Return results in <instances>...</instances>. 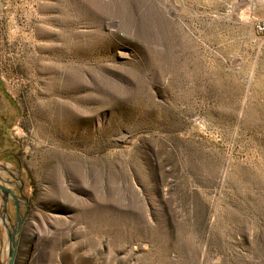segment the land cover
<instances>
[{"label":"rangeland","instance_id":"rangeland-1","mask_svg":"<svg viewBox=\"0 0 264 264\" xmlns=\"http://www.w3.org/2000/svg\"><path fill=\"white\" fill-rule=\"evenodd\" d=\"M263 21L256 0H0L13 264H264Z\"/></svg>","mask_w":264,"mask_h":264},{"label":"water","instance_id":"water-1","mask_svg":"<svg viewBox=\"0 0 264 264\" xmlns=\"http://www.w3.org/2000/svg\"><path fill=\"white\" fill-rule=\"evenodd\" d=\"M0 195H1V200H2V210L5 213L6 211V205L8 202V199L11 198L12 200L17 202L19 201L18 198L6 187L2 186L0 184ZM24 200V205L26 207V201ZM8 222H10V219H7ZM4 221V220H2ZM16 221V226L13 227V230L10 234H8V261L7 264H13L14 263V257H15V251H16V246H17V235L19 234L21 224H22V218L16 213L15 217Z\"/></svg>","mask_w":264,"mask_h":264},{"label":"built area","instance_id":"built-area-1","mask_svg":"<svg viewBox=\"0 0 264 264\" xmlns=\"http://www.w3.org/2000/svg\"><path fill=\"white\" fill-rule=\"evenodd\" d=\"M258 30L262 36H264V21L258 24Z\"/></svg>","mask_w":264,"mask_h":264},{"label":"bare ground","instance_id":"bare-ground-1","mask_svg":"<svg viewBox=\"0 0 264 264\" xmlns=\"http://www.w3.org/2000/svg\"><path fill=\"white\" fill-rule=\"evenodd\" d=\"M256 6H259L264 10V0H256Z\"/></svg>","mask_w":264,"mask_h":264},{"label":"flooded vegetation","instance_id":"flooded-vegetation-1","mask_svg":"<svg viewBox=\"0 0 264 264\" xmlns=\"http://www.w3.org/2000/svg\"><path fill=\"white\" fill-rule=\"evenodd\" d=\"M15 202V201H14ZM20 211V209H19V204L17 203H15V206H14V216L16 217V213L19 215V212ZM23 223V222H22Z\"/></svg>","mask_w":264,"mask_h":264}]
</instances>
